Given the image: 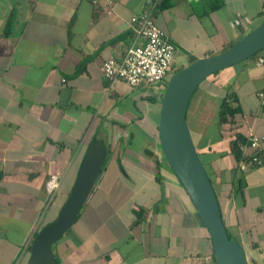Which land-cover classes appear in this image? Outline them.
I'll list each match as a JSON object with an SVG mask.
<instances>
[{"label":"crops","instance_id":"obj_1","mask_svg":"<svg viewBox=\"0 0 264 264\" xmlns=\"http://www.w3.org/2000/svg\"><path fill=\"white\" fill-rule=\"evenodd\" d=\"M144 11L184 67L263 22L264 0H0V264H30L35 236L57 219L95 140L106 159L77 220L52 246L57 264H217L210 231L162 148V90L112 84L102 71L134 41L131 17ZM238 15L250 22L232 25ZM260 55L202 80L187 112L248 264H264V162L243 168L234 147L254 133L264 149ZM223 101L235 112L224 122ZM54 174L60 186L51 195Z\"/></svg>","mask_w":264,"mask_h":264},{"label":"water","instance_id":"obj_2","mask_svg":"<svg viewBox=\"0 0 264 264\" xmlns=\"http://www.w3.org/2000/svg\"><path fill=\"white\" fill-rule=\"evenodd\" d=\"M263 49L264 21L220 53L195 59L175 71L166 84L161 101L159 129L165 157L210 231L217 264H248V259L243 245L228 233L224 223L221 204L188 123V107L202 80L218 70L256 55ZM105 159L106 145L101 140L93 141L57 219L35 236L30 264H57L52 246L77 220Z\"/></svg>","mask_w":264,"mask_h":264},{"label":"built area","instance_id":"obj_3","mask_svg":"<svg viewBox=\"0 0 264 264\" xmlns=\"http://www.w3.org/2000/svg\"><path fill=\"white\" fill-rule=\"evenodd\" d=\"M94 4L108 7L113 0H92ZM106 9V8H105ZM110 11V10H108ZM250 22L247 16L238 15L232 25ZM134 30V41L126 48L120 59L110 57L104 61L102 71L110 83L125 81L129 86L145 85L157 87L164 82L173 70L175 45L167 38L166 33L157 26L151 11H144L131 17ZM257 63L264 65V56L257 57ZM259 99L264 103V89L258 92ZM262 137L254 133L248 135L244 143H240L243 168L260 165L264 162ZM60 186L58 175H51L47 181V190L54 195Z\"/></svg>","mask_w":264,"mask_h":264},{"label":"trees","instance_id":"obj_4","mask_svg":"<svg viewBox=\"0 0 264 264\" xmlns=\"http://www.w3.org/2000/svg\"><path fill=\"white\" fill-rule=\"evenodd\" d=\"M235 112H233L229 106L227 105V103L225 101L222 102L221 105V110H220V116H221V121L224 122L227 120V116L228 115H233ZM240 143L236 144L234 147L235 152L237 153L238 157H239V161L241 159V150L239 148ZM79 216V215H78ZM229 233V232H228ZM230 234V233H229ZM231 235V234H230Z\"/></svg>","mask_w":264,"mask_h":264},{"label":"rangeland","instance_id":"obj_5","mask_svg":"<svg viewBox=\"0 0 264 264\" xmlns=\"http://www.w3.org/2000/svg\"><path fill=\"white\" fill-rule=\"evenodd\" d=\"M176 56H177V53H176ZM178 59H179L178 56L175 57L174 62H173V65L176 64L177 66H179V67L181 68V67H183V66L181 65V63H179ZM171 76H172V75H169V76L164 80V82L160 85V89L162 90L163 93H164V90H165V88H166V84H167L168 81L170 80Z\"/></svg>","mask_w":264,"mask_h":264}]
</instances>
